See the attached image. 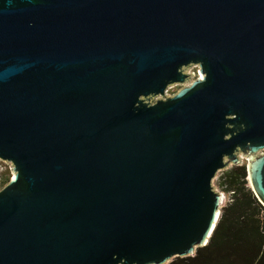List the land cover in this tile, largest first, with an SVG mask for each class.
<instances>
[{"label":"water","instance_id":"obj_1","mask_svg":"<svg viewBox=\"0 0 264 264\" xmlns=\"http://www.w3.org/2000/svg\"><path fill=\"white\" fill-rule=\"evenodd\" d=\"M243 158L264 207V0H0V264L191 257Z\"/></svg>","mask_w":264,"mask_h":264},{"label":"trees","instance_id":"obj_2","mask_svg":"<svg viewBox=\"0 0 264 264\" xmlns=\"http://www.w3.org/2000/svg\"><path fill=\"white\" fill-rule=\"evenodd\" d=\"M218 186L228 200L207 244L168 264H264V207L249 186L246 164L221 171Z\"/></svg>","mask_w":264,"mask_h":264},{"label":"rangeland","instance_id":"obj_3","mask_svg":"<svg viewBox=\"0 0 264 264\" xmlns=\"http://www.w3.org/2000/svg\"><path fill=\"white\" fill-rule=\"evenodd\" d=\"M242 163L243 164L247 163L246 158H243ZM11 168H12V165L10 163H6V162L0 160V190L3 188L4 181L8 177H10V178L12 177ZM220 177H221V172H219L216 175L215 179L213 180V186L218 192H222L220 190V187L218 186ZM227 200H228V195L225 194V202Z\"/></svg>","mask_w":264,"mask_h":264}]
</instances>
